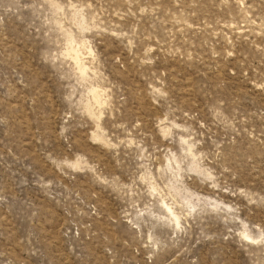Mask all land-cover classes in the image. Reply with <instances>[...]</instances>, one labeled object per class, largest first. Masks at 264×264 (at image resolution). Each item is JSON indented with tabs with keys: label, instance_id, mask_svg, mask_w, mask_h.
<instances>
[{
	"label": "rangeland",
	"instance_id": "374dc122",
	"mask_svg": "<svg viewBox=\"0 0 264 264\" xmlns=\"http://www.w3.org/2000/svg\"><path fill=\"white\" fill-rule=\"evenodd\" d=\"M0 264H264V0H0Z\"/></svg>",
	"mask_w": 264,
	"mask_h": 264
},
{
	"label": "bare ground",
	"instance_id": "6f19581e",
	"mask_svg": "<svg viewBox=\"0 0 264 264\" xmlns=\"http://www.w3.org/2000/svg\"><path fill=\"white\" fill-rule=\"evenodd\" d=\"M169 209V208H168ZM173 214V213H172ZM175 219V218H174ZM175 221H176V219H175Z\"/></svg>",
	"mask_w": 264,
	"mask_h": 264
}]
</instances>
